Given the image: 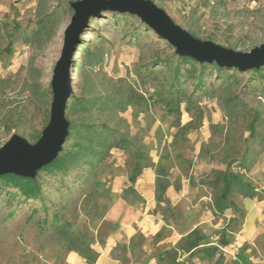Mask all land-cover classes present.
Listing matches in <instances>:
<instances>
[{
	"label": "rangeland",
	"instance_id": "374dc122",
	"mask_svg": "<svg viewBox=\"0 0 264 264\" xmlns=\"http://www.w3.org/2000/svg\"><path fill=\"white\" fill-rule=\"evenodd\" d=\"M71 1H47L55 18L40 34L38 0L0 2V147L14 134L36 143L49 122ZM154 2L202 40L238 51L264 43V0ZM83 41L91 54L75 55L67 109L80 98L96 103L87 111L66 110V116L72 124L92 125L90 132L80 127L82 144L98 134L102 152L65 171L42 168L35 177L40 189L31 197L0 178V264H70L72 249L92 250L113 230L117 201L144 202L130 189L145 170L157 188L180 195L174 206L164 194L155 210L188 229L198 215L220 216L214 200L225 171L245 178L252 162L264 160V66L240 72L213 63L204 70L130 13L92 16ZM78 141L71 132L64 148ZM137 163L141 174L130 181ZM234 191L240 192L235 183L230 196ZM171 257H161L163 264ZM240 257V264H259ZM129 258L120 257L121 264Z\"/></svg>",
	"mask_w": 264,
	"mask_h": 264
},
{
	"label": "crops",
	"instance_id": "0c3cea01",
	"mask_svg": "<svg viewBox=\"0 0 264 264\" xmlns=\"http://www.w3.org/2000/svg\"><path fill=\"white\" fill-rule=\"evenodd\" d=\"M250 166V172L245 170L246 177L242 178L250 188L236 185L240 192L234 191L229 197L230 206L222 212L215 210L220 216L208 219L198 215L188 229L184 221H168L155 210L160 202L158 188L150 171L145 170L133 187L144 202L134 204L124 198L114 204L110 213L113 230L91 245L96 255L93 264H121L123 255L130 257L128 264H163L161 257L167 255L172 257L166 264H232L233 259L240 264L243 255L264 264V249L260 246L264 240V160ZM164 194L170 204L180 202V195L172 187L165 189ZM188 216L186 213V220ZM194 230L197 232L189 235ZM199 236L203 237L199 245L190 248L189 243ZM211 247H217L211 255L202 250ZM68 261L90 264L75 250L69 252Z\"/></svg>",
	"mask_w": 264,
	"mask_h": 264
},
{
	"label": "water",
	"instance_id": "95a60500",
	"mask_svg": "<svg viewBox=\"0 0 264 264\" xmlns=\"http://www.w3.org/2000/svg\"><path fill=\"white\" fill-rule=\"evenodd\" d=\"M70 6L74 14L66 27L61 56L54 68L49 122L36 143L14 134L0 147V176L15 174L35 178L38 171L57 159L63 150L71 125L66 116L67 102L73 92L71 68L92 16L106 11L134 14L175 47L177 54L202 63L215 62L243 72L264 66V43L250 51H238L212 40H202L177 24L153 0H75Z\"/></svg>",
	"mask_w": 264,
	"mask_h": 264
},
{
	"label": "trees",
	"instance_id": "16d2710c",
	"mask_svg": "<svg viewBox=\"0 0 264 264\" xmlns=\"http://www.w3.org/2000/svg\"><path fill=\"white\" fill-rule=\"evenodd\" d=\"M47 1L48 0H38V16H40V21H39V27H38V34L42 32L47 27V24L53 20L54 17V11H48L47 10ZM154 1V0H153ZM1 2V0H0ZM117 12V11H113ZM40 14V15H39ZM87 32V31H86ZM194 36L195 34L192 33ZM87 43L83 41L78 47L76 53L78 51H81V55L84 54V56H90L91 52L87 49ZM181 56V55H180ZM182 59L184 60H191L192 58L189 56H181ZM199 62V61H198ZM202 63V62H200ZM214 68L218 70L222 69H236L240 71L238 68H229V67H221L217 63L213 62ZM213 63H202L204 70L208 68V64H213ZM83 63L79 64V71L81 72L83 70ZM263 69V66L259 69H251L254 72H260ZM250 71V70H248ZM243 72V71H240ZM94 99H88V98H80L75 102V105L69 106L67 109V115L69 112H81V111H87L89 110L93 104H95ZM71 123V122H70ZM83 126V129H86L87 132H90L89 129H93L94 127H90L92 125H76L72 124L70 125V133L72 132L73 134L76 135V138L79 139L76 143V147H72L68 145L67 147L63 148V150L60 152L59 156L57 159H55L52 163L46 165L43 167L44 170H52V169H57L60 171H65L67 170L70 166H76L80 163H82L84 160H89L88 158H93L94 156H98L101 154V150H98L96 148V145L100 144L102 142V137L99 136L98 134L92 135V138L90 139L89 143L87 145H83L82 142L86 140V137H84L83 134V129H80V127ZM93 131V130H92ZM95 132V131H94ZM102 133V131H100ZM93 133V132H92ZM91 133V134H92ZM83 145V146H82ZM141 174V165L139 163L136 164L135 166V172L129 177L130 181H135L137 176ZM0 178H5L7 181L12 182L13 184L17 186H21L24 190V193L27 195V197H31L35 194L40 189V183L38 179L36 178H28V177H23L15 174H6L0 176ZM236 184L237 186H243L245 188H250V184L243 182L242 178L239 177L235 173H230L225 171L223 173V189L218 195V197L214 200V206L218 212L224 211L226 208H228L229 205V197L233 189V184ZM130 191L136 192L134 188H131ZM165 192V188L157 190V200L161 201L163 195ZM197 232L196 230L192 231L189 235L194 234ZM203 237L199 236L196 238L195 241H192L189 243L190 248H195L199 245V241L202 240ZM75 250V249H72ZM203 251L207 250L208 255H211L213 252L217 251V247H211L208 249H202ZM77 251L79 254H81L78 250ZM84 258L87 259V261L90 264H93L96 255L93 254L92 250L89 249L88 252H84L81 254Z\"/></svg>",
	"mask_w": 264,
	"mask_h": 264
}]
</instances>
